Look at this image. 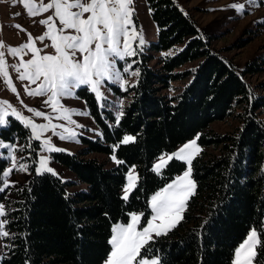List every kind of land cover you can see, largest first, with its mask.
Returning a JSON list of instances; mask_svg holds the SVG:
<instances>
[{"label":"trees","instance_id":"1","mask_svg":"<svg viewBox=\"0 0 264 264\" xmlns=\"http://www.w3.org/2000/svg\"><path fill=\"white\" fill-rule=\"evenodd\" d=\"M144 1L156 38L132 58L138 61L132 68L139 76L121 94L127 100L119 125L110 109L98 110L92 93L77 90L100 136L81 137L74 153L51 154L52 161L73 174V182L34 172L33 141L31 158L23 156L30 175L17 190L13 207L6 209L7 230L15 238L2 240L12 247H2L0 264H101L109 251L111 225L126 223L134 211L143 212L144 221L150 213L149 195L185 167L173 159L157 174L151 162L198 134L202 151L191 166L195 194L180 223L155 238L146 255L159 256L161 264H230L233 249L248 230L264 223V121L258 117L264 94H255L241 78L256 68L245 66L238 72L215 54L210 38L174 0ZM176 46L174 53L154 58ZM191 61H197L192 69L175 71ZM185 77L189 80L178 94L163 92L171 81ZM259 87L264 89V84ZM228 116L237 123L230 131L207 130L211 122ZM10 119L12 123L0 129V138L21 143L28 153L29 130ZM125 135L136 139L113 153ZM108 154L124 163L107 165L106 158L96 156ZM4 166L0 159V170ZM129 166L135 167L139 181L124 201L120 189ZM74 183L84 187L70 194L66 187ZM259 259L264 264V254Z\"/></svg>","mask_w":264,"mask_h":264},{"label":"snow or ice","instance_id":"2","mask_svg":"<svg viewBox=\"0 0 264 264\" xmlns=\"http://www.w3.org/2000/svg\"><path fill=\"white\" fill-rule=\"evenodd\" d=\"M17 3L23 6L28 17L49 12L51 14L39 20V24L46 29L42 35L33 38L28 33L27 41L19 46H6L0 41V78L7 89L16 95L20 105L31 114L25 115L10 101L0 99V128L8 127L12 123L10 118H14L28 129L26 147L29 149V158L32 156L33 141L38 142L36 147L39 152L34 161L35 173L58 175L49 166L51 157L41 153L67 151L56 146L52 136L62 141L79 142L76 128H83L84 125L78 124L73 117L91 116L90 110L69 108L63 104V100L78 98L77 90L85 88L93 94L98 110H106L110 107V102L104 89L108 84H118L120 89L127 91L129 82L124 79L123 74L139 76L138 69L132 70L133 64L138 61L132 58L139 56L146 41L142 30H137L132 19L133 0H48L47 3L44 0H11L13 6ZM253 6H258V0L232 3L227 8L243 15ZM13 15L19 16L20 13ZM13 27L27 31L19 24ZM37 40L41 43L48 40L50 43H44L43 48H40L36 46ZM48 47L54 52L47 53L45 49ZM28 55L30 58L25 60L24 57ZM6 56L16 59L17 62L9 64ZM118 61H124L126 66L119 68ZM10 68L17 74L18 81L27 82L23 85L24 94L29 97H44L42 104L50 111L39 110L24 103L13 83ZM122 116L123 111L116 112V125H119ZM35 118H41L44 122L38 123ZM54 120H62L64 123L56 124ZM48 132L52 136H46ZM135 139L134 136L125 135L113 146V153L121 145L134 142ZM198 139L199 134L177 151L159 157L153 166V171L157 174L173 159L186 163L187 167L182 174L150 197L148 207L152 214L145 225L141 226L143 212H131L128 214V223L117 222L112 226L110 252L103 264H161L159 256H148L146 253L155 238L166 236L180 223L188 200L195 194L196 184L191 179V166L193 159L202 151L197 144ZM0 150V159L10 164L0 170V192H5L15 184L9 179L13 171L28 172L30 165L22 162L24 157L16 155L18 151H25L24 145L0 139ZM111 159L117 164L124 163L115 154ZM126 179L122 196L124 201L129 199L138 185L139 178L135 174L134 166L126 174ZM8 214L5 204L0 203V240L15 238L7 230L10 223ZM261 237H264V223L249 230L246 238L234 249L231 264H262L259 257L264 254V241ZM2 247L11 248L12 245L4 243Z\"/></svg>","mask_w":264,"mask_h":264},{"label":"rangeland","instance_id":"3","mask_svg":"<svg viewBox=\"0 0 264 264\" xmlns=\"http://www.w3.org/2000/svg\"><path fill=\"white\" fill-rule=\"evenodd\" d=\"M174 1L184 12L192 16L193 20L195 21L199 30L201 31V34L203 36H208L210 38V49L215 54L221 57L224 61L229 62L233 66V68H235L238 72H241L245 66L256 68L257 70L256 72L244 73L242 74L241 78L248 85L249 88L253 89V92L255 94L263 95L264 94V89H262L263 86L259 87V85L261 86L264 84V2H259L258 0V6H253L252 8H249L248 11L245 12L243 15H238L234 10L228 9L227 6L232 3H243L245 2V0H174ZM44 2L47 3L48 0H44ZM132 7L134 8V14L132 16L133 22L137 30H142L143 37L146 41V44L143 46V51H144L147 44L155 40L156 27L149 17V13L146 8L144 0H133ZM221 8H224L225 10H221ZM15 13H20V15L14 16L13 14ZM50 14L51 12L44 13L43 15L37 17H28L26 14V10L23 8L21 4L17 3L15 6H13L11 4V0H0V41H2L6 46H19L20 44L27 41L28 33H31L33 38L42 35L46 29L45 26L39 24V20L46 18V16ZM17 24L21 25L22 28L26 29L27 31L24 32L21 31L20 29L13 27L14 25ZM44 43H50V41L45 40L43 43H41L40 41L37 40L36 46L43 48ZM177 49L178 46L169 49L167 51L155 53L154 58H157L160 55L164 56L165 54H172ZM45 51L47 53L54 52V50L51 47H48L47 49H45ZM6 58L9 64L17 62L16 59L12 57L6 56ZM29 58L30 55L24 57L25 60ZM196 62L197 61L186 62L183 65L176 68L175 71L183 72L192 69L195 66ZM117 66L122 69L126 65L124 61H118ZM132 70L134 69L132 68ZM9 71L12 76L13 83L17 87V90L20 92V98L24 100L25 104H27L30 107L37 108L39 110L50 111V109L45 108L42 104L43 99H45L44 97L26 96L24 94L23 85L27 82L18 81L16 79L17 74L14 71H12L11 68L9 69ZM123 76L124 79H126L129 82L128 86L134 83L135 76H132L130 73L123 74ZM188 80L189 77H185L171 81L168 87L163 90V92L168 96H174L180 92L181 88L187 83ZM128 86L126 87L128 88ZM33 87H35V85H33ZM115 88H117L116 93L114 91ZM104 91L106 92L108 96V101L110 102V107H108V109H110L115 116L117 111H121L120 102L122 101V106L126 103L127 100L126 97H123L121 95L124 90L120 89L118 84H108L104 89ZM77 97L78 98L76 99L65 98L63 100V104L69 108H76L81 110L87 109L84 99L79 97L78 95ZM0 99H6L10 101L13 106L17 107L25 115H31L30 113H27L26 109H24L20 105L16 95L7 89V87L3 83L2 78H0ZM258 117L262 121H264V110L260 111ZM35 119L36 122L38 123L44 122L41 118H35ZM73 119L76 120L78 124L84 125L83 128H76V131L79 133L77 137L79 142L62 141L58 137L52 136L51 132L45 134L46 136H52L53 143L62 149H66L67 151L64 152L69 154L74 153L77 149H79V147L81 146V137L94 139L100 136L99 130L96 124L94 123L93 119L91 118V116L77 115L74 116ZM53 122L56 124L64 123V121L62 120H54ZM236 124H237L236 121L233 120L231 116H228L223 120H216L211 122L207 130L223 133L230 131ZM57 130L59 131L60 129ZM194 138L195 137L188 139L181 144H178L172 151L160 153L151 162V170L153 171V166L157 163L159 157L162 154H171L177 151L184 143ZM14 143L21 145V143L17 141H14ZM37 152H39L38 148H37ZM27 154L28 153L26 149L24 152L18 151L16 153L17 157H23L26 156ZM41 154L49 155L51 157L52 153H41ZM112 155L113 154H108L107 157L104 155H96V156L103 160L106 158L105 160L107 165H112V164L116 165V163L111 159ZM24 158L25 159L22 162H26V157ZM184 165H185L184 169L178 174H176L172 179H174L177 175H180L183 173V171H185L187 165L186 163H184ZM9 166L10 164L5 161L4 168ZM35 166L36 165L34 164L33 169L35 168ZM49 166L53 168L56 173H58V175L55 176H58L62 180L68 182L75 181L74 176L71 172H69L64 166L60 165L59 163L52 161V159H50ZM132 167L133 166H129L125 172L124 183L122 184V187L120 189L121 196H123V188L127 183L126 174L129 172V170ZM29 175H30L29 171L28 172L13 171V173L10 175L9 178L10 181L15 182V184L6 190L3 197H1V194L3 192H0V203L5 204L6 209L13 207V202L18 199L17 190L26 182ZM171 180L168 181L167 183L171 182ZM166 184H164L162 187H164ZM83 187L84 186L82 184L74 183L68 185L66 187V190L68 193L71 194L72 192L83 189ZM159 189H157L156 191H158ZM156 191H154L149 195L148 200ZM148 200H147V205H148ZM149 211L150 213L147 218H149L152 214L150 208ZM134 212L140 213L138 211H134ZM147 218L144 221L141 220V226L146 224ZM128 222H129V215L126 223ZM114 224H112L110 227V235L108 238V243L110 236L112 234L111 228ZM246 235L235 246V248L246 238ZM2 243L3 241L0 240V256L2 254ZM234 249H233V253H234ZM109 252H110V244H109L108 253ZM233 253H232V259H233ZM107 255L105 259L107 258ZM104 260L102 261L101 264H103Z\"/></svg>","mask_w":264,"mask_h":264}]
</instances>
